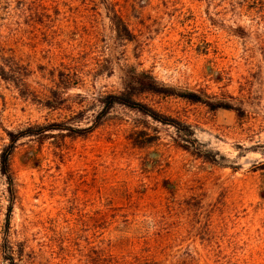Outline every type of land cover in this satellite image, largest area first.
<instances>
[{"label":"rangeland","instance_id":"obj_1","mask_svg":"<svg viewBox=\"0 0 264 264\" xmlns=\"http://www.w3.org/2000/svg\"><path fill=\"white\" fill-rule=\"evenodd\" d=\"M129 69L243 114L143 95L182 130L115 107L21 139L0 264H264V0H0V153L6 131L90 126Z\"/></svg>","mask_w":264,"mask_h":264},{"label":"trees","instance_id":"obj_2","mask_svg":"<svg viewBox=\"0 0 264 264\" xmlns=\"http://www.w3.org/2000/svg\"><path fill=\"white\" fill-rule=\"evenodd\" d=\"M107 17L114 25L117 33L123 37L129 39L131 32L126 21L121 13H119L110 4L107 5ZM2 76V75H0ZM3 78V77H2ZM143 95H157L162 97L179 98L194 104H203L210 110L226 109L234 110L238 116H242L243 110L233 107L229 103L225 102H213L205 91H180L170 86H166L157 81V79L148 72L138 73L134 69H129L125 73L124 88L119 94H108L101 99L102 109L94 118L93 123L86 128H73L66 127L63 129L58 125L56 127H39L28 128L24 131H6L8 138L7 145L4 146L0 153V174L5 178L8 192V221L12 213L13 204L15 201V183L13 174L11 171V157L17 147L18 142L26 137L37 136L38 134L45 133L46 131H64L67 130L71 137L85 136L90 133L94 128L101 125L103 120L109 116L115 107H124L135 113L142 115L145 118H149L154 122L172 126L177 130H182L180 123L169 116H165L150 107L148 104L142 102L140 98ZM40 132V133H37ZM189 149V148H188ZM11 264H14L12 256L10 257Z\"/></svg>","mask_w":264,"mask_h":264}]
</instances>
